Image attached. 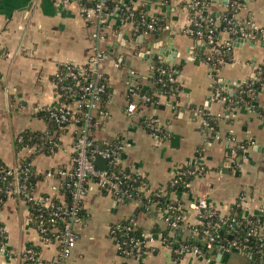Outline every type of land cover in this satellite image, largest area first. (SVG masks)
Instances as JSON below:
<instances>
[{
  "label": "crops",
  "instance_id": "crops-1",
  "mask_svg": "<svg viewBox=\"0 0 264 264\" xmlns=\"http://www.w3.org/2000/svg\"><path fill=\"white\" fill-rule=\"evenodd\" d=\"M122 1L144 9L148 15L163 16L166 25L158 32L134 36L130 20L118 12L107 13V36L102 45L109 56L101 70L109 86L105 104L109 113L98 117L92 135L97 140L121 141L122 164L144 175L149 190L164 189L184 163L208 168L169 192L170 199L180 203L188 221H194L191 203L199 196H205L221 214H255L264 197V114L255 109L253 102L226 107L215 93L227 92L218 82L230 83L234 90L252 74L253 66L264 59V39H243L240 43L234 39L230 59L216 69L202 59L203 44L185 29L188 13L183 3L189 0ZM209 1L203 6L205 12L218 13L226 5L221 0ZM235 16H249L264 27V0H243ZM88 33V22L75 1L59 4L53 0H0V160L5 164L14 165L31 153L28 146H15L14 139L20 131L49 128V121L36 112L54 102L52 73L64 61L85 62L91 50ZM220 37L227 39L229 33L222 31ZM167 38L173 44L170 64L180 66L178 97L160 95L130 113L133 104L126 98L128 85L138 80L144 86L150 84L155 61H164L159 48L168 42ZM255 103L264 107V91L257 94ZM200 106L220 113L218 137L202 128ZM150 116L162 127L163 136L155 138L144 128L141 118ZM74 129L73 124L59 128L58 148L51 154L34 155L31 163L37 172L72 166ZM235 143H244L246 148L237 157L228 156V149ZM55 181L42 174L35 193L50 192ZM135 206L134 202H115L112 194L88 182L82 199L83 217L75 225L76 235L65 264H249L237 250L212 253L209 259L187 252L173 261L169 248L159 241L154 242L156 250L140 256L121 255L108 235V226L132 215ZM136 217L144 229L163 225L160 213L143 212ZM0 222L5 231L0 264H28L22 255L28 245L37 246L44 261L57 257V245L43 243L32 226L25 201L14 196L1 199Z\"/></svg>",
  "mask_w": 264,
  "mask_h": 264
},
{
  "label": "built area",
  "instance_id": "built-area-1",
  "mask_svg": "<svg viewBox=\"0 0 264 264\" xmlns=\"http://www.w3.org/2000/svg\"><path fill=\"white\" fill-rule=\"evenodd\" d=\"M53 1L59 4L77 2L81 16L88 22L91 50L85 62L64 61L57 66L51 76L55 99L52 104L47 105V109L58 122L75 126L72 166L70 168L54 166L43 171L44 177H52L56 181L51 184L50 192L35 193V186L30 187L25 181L29 176L28 164L17 162L14 165H7L0 160V179L4 182L0 185V191L4 192L6 196H14L25 201L30 210L31 207H35L38 213L34 220L30 216V220L33 222L32 226L38 231L43 243H55L58 249L55 259L44 261L40 258L39 248L28 245L23 249V258L30 260L28 264H65V259L70 254L71 244L76 235L75 225L82 218L79 214L82 209V199L86 193L88 182H92L102 192L112 194L117 203L145 204V209L134 212L125 221H115L108 226V235L121 255L140 256L145 251L156 250L157 246L154 242L159 241L169 248L171 257L173 253L183 255L192 252L202 254L209 259L212 253L237 250L249 260L250 264V260L255 259V254L250 249L246 250V244L239 243V240L235 238V230L240 224V218H243L247 233L254 236L260 246L264 245V197L263 203L258 206L255 214L240 216L233 212L221 214L205 196H199L191 203L194 210V221L185 219L179 202L166 198L163 203H158V200L152 199L151 195L158 196L162 194L163 189L149 190L144 175L130 169L126 170L122 164L124 147L122 142L119 140L115 143L100 142L92 135V126L94 121L97 122L94 120L97 101L101 94L108 95L109 93L107 78L103 76L101 70L102 63L109 56V52L102 45L107 36L106 2L108 0H92L91 3H86L83 0ZM233 2L234 7L241 3L240 1ZM130 8L129 3L117 0L111 11L121 14L130 12ZM184 8L189 13L186 31L189 34H194L193 38L203 44L202 59L216 69L226 62L222 54L231 49L234 39L242 38L252 41L255 40L257 32L264 35V27L252 20H247L244 26H237L236 19H229L228 22L236 26L233 28L228 26L230 29L227 30L232 36L222 39L220 34L223 30L219 29V22L205 15L200 7V0H189ZM122 16L127 18L126 14ZM148 19L150 20V23H147L148 26L153 28L151 22H154V19L150 15H146V18L141 17L140 21L149 22ZM132 29H137L133 23ZM167 64L170 65V63ZM165 71L166 68H160L161 73ZM169 73L168 79L176 81L178 70L171 68ZM252 75L254 76L253 73ZM128 92L126 98L130 104H133L129 110L130 113L136 111L138 100H149L148 94L139 93L131 87V84L128 85ZM215 94L222 102L227 100L226 95L218 94V92ZM98 113L99 117H107L109 111L108 109H99ZM199 114L201 125H207L208 121L202 117L200 110ZM219 114L216 113L217 116ZM144 124V128L155 138L164 135V131L155 117H146ZM207 128L208 131H213L212 136H219L212 125ZM237 148L243 150L246 145L235 143L230 146L228 156L234 157ZM96 157L105 158L106 162L103 167L99 168L94 164ZM117 164L120 165V168L115 170L113 165ZM189 164V162L186 163V165ZM184 165L182 164L178 168L169 181L182 185L186 183L183 181L184 175L193 173L194 169L204 170L203 165L194 164V168ZM138 177H141L142 180L135 183ZM142 195L147 198L145 201L142 200ZM48 208H50L49 215L45 219L42 210ZM143 212L160 213L163 226H168V234L173 236L175 232H179L180 239H176L179 242L178 245L172 246L173 237L169 239L162 231L154 230V227L152 229L141 227L139 234L131 233L140 227L136 216ZM249 215L252 216L248 217ZM4 232V227L0 222V236H4ZM186 238H197L202 244V249L197 244L184 243L183 240ZM189 245L191 247L187 249ZM2 250H4V241L0 237V251ZM172 260L174 261L173 257Z\"/></svg>",
  "mask_w": 264,
  "mask_h": 264
},
{
  "label": "trees",
  "instance_id": "trees-1",
  "mask_svg": "<svg viewBox=\"0 0 264 264\" xmlns=\"http://www.w3.org/2000/svg\"><path fill=\"white\" fill-rule=\"evenodd\" d=\"M86 3H91L92 0H83ZM233 1H240V5L234 7ZM117 0H108L106 2V11L109 12L113 9L114 5L116 4ZM210 1L209 0H200V7L203 9V6L207 5ZM243 0H228L225 7L220 10L218 13H209V12H205L204 9L203 11L205 12V15L209 18H211L212 20H217L220 24V30L223 31H227L229 33V31L227 29L228 26H231V28L237 26H244L245 22L247 20H251V18L249 16H245L243 18H236V12L240 9L241 4H242ZM187 2L183 3V5H185ZM131 5V4H130ZM191 10V9H190ZM129 13V14H128ZM188 13V11H187ZM192 13V12H190ZM122 15L128 14L127 16V20L129 19L130 21H132V23L134 25L137 26V29L134 30L132 29V34L134 36H136L139 33H145V32H158L160 31L162 28L165 27V19L163 16L159 15V14H154V15H150V17H152L154 19V22H151V25L153 26V28H150L148 26L147 23H150V20L148 19L149 22H143L140 21L141 17H145L146 15H148L144 9L139 8V7H133V5H131L130 8V12L127 11L126 13L122 12ZM131 14V15H130ZM189 15V13H188ZM229 19H236L237 20V24H230L228 22ZM192 37H194V34H190ZM232 36L231 33H229V37ZM228 37V38H229ZM258 39H264V35L262 33L257 32L256 34V38L255 40ZM222 56L224 57V59H226L225 61H228L231 57V49L229 51H224ZM166 68V71L164 73L160 72V68ZM171 68H176L179 72V68L180 66L178 64H167L164 63L163 61H158L157 64L154 66L152 73L149 77V81L150 84L147 86H144L139 80L136 83L131 84V87L134 88L135 90H137L139 93H146L149 95V100H138L137 102V107H139L141 104H148L152 101H156L158 96L160 95H175L176 97H178V92L181 89V85L178 81V79L175 81H171L168 79L170 73L169 70ZM252 73L254 74V76L252 74H250V76L248 78H246V80H244V82L240 83L238 86H236V88L233 90V93H228V92H220V94H224L227 96V100L224 101V106L226 107H235L238 105H242V104H251L252 102L254 103V107L255 109L261 114H264V107L258 105L257 103H255L256 98H257V94L260 91H264V59L259 62L258 64H256L255 66H253V70ZM172 75H174V73H171ZM103 76L106 78V76L103 74ZM161 77V80H160ZM128 89L126 94H128ZM106 99H107V94L103 93L100 95L98 101H97V108L96 111L94 112V120L97 121L98 117H99V113L98 110L99 109H108L106 104ZM199 110L202 113V117L205 118L208 121L207 125H202V128L205 131H208V126L212 125L214 127L215 130H217V118L218 116L216 115V113L210 111L208 109V107L206 106H200ZM37 115L43 116L44 118H46L49 123L50 126L46 131H40V130H29V129H25L20 131L17 136L14 139V143L15 146L17 148L21 147V146H28L31 148V153L30 155H28L27 157H24L23 159L19 160L18 162L22 163V164H28V174L29 176H27L26 178V183L28 184V186L30 187H34L37 180L40 179L42 177V174L40 172H37L35 170V167L33 166V164L31 163V159L34 157L35 154L38 153H44V154H51L53 153L59 146V139L57 136V132L56 130H58L61 127H65V125L67 123H60L58 122L54 117H52L49 113V110L47 109V106L43 107L42 109L38 110L36 112ZM146 117L141 118V123L143 125L144 124V120ZM97 122L94 121V125L92 126V128L96 125ZM67 126V125H66ZM213 133V131L211 132ZM100 142H103L102 140H100ZM109 143H115L117 142V140H110L107 141ZM242 149L241 148H237V152H236V157L241 155L242 153ZM4 163V162H2ZM5 164V163H4ZM186 165V163H184ZM183 164V165H184ZM184 165V166H185ZM114 169L117 170L120 168V165H113ZM186 166H191L192 168H194V164L190 163L189 165ZM126 170H129L128 167H125ZM208 168L204 167V170H206ZM203 170V171H204ZM200 170H196L194 169L193 173H189L187 175L183 176V181L184 182H188L194 175L195 173L199 172ZM202 171V170H201ZM140 180H142L141 177H138L135 181V183H138ZM4 184V182L0 179V185ZM181 184H177V183H172L171 181H168L166 187L163 189L162 194L155 196V195H151L150 197L154 200H158V203H163L164 200L170 199L169 197V192L176 189L177 187H179ZM6 195L4 194V192L0 191V202L1 199H3ZM147 198L144 197L142 195V200H146ZM145 209V204L141 203V204H137L134 208V212H138ZM49 210L48 209H43V215L44 218L47 219L48 215H49ZM57 210V209H56ZM37 211L35 209V207H31L30 210V216L31 218L34 220L36 218L37 215ZM80 217H83V208L80 210L79 212ZM236 214V213H234ZM238 215V214H236ZM252 215H249L248 217H251ZM129 217V216H128ZM128 217L126 218H122L121 222L125 221ZM240 218V217H239ZM33 222L31 221V224ZM111 224V223H110ZM141 227L136 228L135 230L131 231V233L134 234H139V230ZM154 230H160L162 231L165 235H167L169 237V239L171 240V245L172 246H177L178 245V241L176 239H180V234L179 232H175V235L171 236L169 235V229L168 226L166 225H159V224H155L154 225ZM235 238H237V240H239V243L241 244H246L247 248L246 250H252L253 253L255 254V259L250 260V264H259V263H264V245L260 246L259 242L257 241V239L248 234L247 233V227L244 226L243 223V218H240V224L237 227V229L235 230ZM4 236H5V232H4ZM4 236H0L3 241H4ZM184 243H189L191 244H197L201 249H202V244L199 242V240H197V238H186L183 240ZM188 246L187 249H190L191 246ZM207 254V252H206ZM182 255L180 254H175L173 253L172 257L174 259V261L178 260ZM26 263H29L30 260H25Z\"/></svg>",
  "mask_w": 264,
  "mask_h": 264
},
{
  "label": "water",
  "instance_id": "water-1",
  "mask_svg": "<svg viewBox=\"0 0 264 264\" xmlns=\"http://www.w3.org/2000/svg\"><path fill=\"white\" fill-rule=\"evenodd\" d=\"M211 1H213V0H211ZM221 1L223 3L226 2V0H221ZM159 34L161 35L162 32ZM167 40H168V38H167ZM242 40H243L242 38H237L236 42L240 43V42H242ZM172 48H173V44H172V40H170V39L168 40V42H166L164 44V46L159 48V52L165 57L164 61L162 60L164 63H172L173 57L170 56V54H171L170 49H172ZM202 48H203V45H201V50H202ZM172 53L175 55L176 54L175 50H172ZM155 63L157 64V61H155ZM217 85L222 87L228 93H230V94L233 93L232 84L226 83L225 81H221V82H218ZM105 162H106L105 158H102V157H96L94 159V164L99 168L103 167ZM219 164L222 165V162H220Z\"/></svg>",
  "mask_w": 264,
  "mask_h": 264
},
{
  "label": "rangeland",
  "instance_id": "rangeland-1",
  "mask_svg": "<svg viewBox=\"0 0 264 264\" xmlns=\"http://www.w3.org/2000/svg\"><path fill=\"white\" fill-rule=\"evenodd\" d=\"M234 254H235V253H234ZM237 256H238L239 258L243 259L240 255L237 254ZM243 260H244V259H243Z\"/></svg>",
  "mask_w": 264,
  "mask_h": 264
}]
</instances>
